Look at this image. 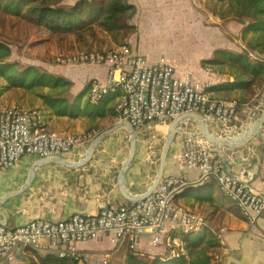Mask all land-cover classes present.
<instances>
[{
	"label": "crops",
	"instance_id": "obj_1",
	"mask_svg": "<svg viewBox=\"0 0 264 264\" xmlns=\"http://www.w3.org/2000/svg\"><path fill=\"white\" fill-rule=\"evenodd\" d=\"M203 10L214 16L216 23L207 27L201 20L199 27H195L202 46L194 59L187 56V48L173 49L180 39L165 31V37H172L174 41L172 46L147 45L141 36L140 24L136 50L152 58L165 56L171 61L183 60L189 70L201 79H206L208 75L205 71L211 69L213 73L210 75L211 85L208 91L218 99L237 103L238 119L231 125L218 122L211 125L206 116L194 114L204 117L203 121L214 127L217 136L234 139L246 131L245 123L253 122L264 109V22L239 23L242 29L237 43V35L230 24L236 22L235 19L220 18L210 12L204 3ZM188 28L185 23L184 29ZM209 30L211 37H205ZM20 60L22 61L21 57ZM80 68L88 70L87 79L72 76L74 73L71 71V74H65L74 82L75 89L83 81L106 78L107 68L104 66L77 65L76 73L84 75ZM187 113L174 119L180 120V123L175 128V137L166 155L161 180L171 175L180 177L185 188L181 191L183 196L175 203L200 211L206 217L211 226L209 230L219 241L209 251L212 255L210 264H264V211L257 220L250 222L243 215L237 201L221 189L213 176L200 180L198 169H188L183 165V137L188 135L190 129H197L199 126L195 117H186ZM44 122L46 130H59L65 134L85 133L82 118L53 116L51 120ZM103 123L101 131H94L93 138L85 141L84 145L62 153L59 159L61 163L53 160V157L25 154L10 167L0 166V222L15 226L32 217L64 219L78 212L93 214L109 203H131L153 191L156 186L151 189V182L160 160L157 151L159 152L161 142L164 143L170 123L162 127V124L155 125L154 121L142 129H134L133 133L127 128V122H122L117 116ZM157 126H161L159 132ZM110 128L102 137V133ZM152 133L156 136L154 146L148 143ZM98 136L92 156L83 159ZM249 142L240 147L243 153L237 152L238 147L234 149L223 145L219 151H213L214 145L209 146L212 158L221 161L234 176L246 175L245 168L240 164L242 160L246 159L248 167H251L258 159L260 166L253 176V184L258 189H264V124L257 136ZM240 144L241 142L238 145ZM224 152L227 154H223ZM201 181L214 183L212 196L207 186L202 190L201 196L192 191L190 186L202 183ZM238 211L242 219L236 216ZM201 231H195L192 235L196 236ZM77 248L82 253V260L76 261L77 263L103 264L104 259L108 263L116 256L122 258L128 246L126 243L114 244L108 236L103 235L79 241ZM156 250L148 239L140 245L141 255ZM48 254L31 246H19L1 255L0 264H52L47 260ZM97 256H100L101 261L100 258L96 259Z\"/></svg>",
	"mask_w": 264,
	"mask_h": 264
},
{
	"label": "built area",
	"instance_id": "obj_2",
	"mask_svg": "<svg viewBox=\"0 0 264 264\" xmlns=\"http://www.w3.org/2000/svg\"><path fill=\"white\" fill-rule=\"evenodd\" d=\"M62 60L106 67L104 80L90 82L89 100L96 103L107 93L120 89L123 94L115 108L117 118L135 129L154 121L167 124L187 112L206 116L211 125H231L238 119L237 103L218 99L208 91L211 69H206L208 77L201 79L183 60L152 58L128 44ZM44 124L42 112L35 107H0V166L9 167L25 154L60 156L84 145L94 135L62 134L46 130ZM181 156L188 169L200 171V180L213 176L250 222L264 211V189L256 188L254 177L232 175L221 161L212 158L210 146L203 145L201 138L189 137ZM182 185L180 177L170 176L137 201L109 203L93 214L78 212L64 219L32 217L15 226L0 223V256L19 246H31L80 262L82 253L77 242L106 235L112 243H126L139 255L140 245L148 239L161 258H187L183 235L209 226L205 216L175 203V193ZM103 264H107L106 259Z\"/></svg>",
	"mask_w": 264,
	"mask_h": 264
},
{
	"label": "trees",
	"instance_id": "obj_3",
	"mask_svg": "<svg viewBox=\"0 0 264 264\" xmlns=\"http://www.w3.org/2000/svg\"><path fill=\"white\" fill-rule=\"evenodd\" d=\"M87 1H84L83 5L77 1L67 6L58 5L57 0H0V13L8 19L10 29L18 20H25L35 27L40 35V31L48 34L31 41L29 46L47 44L58 34L60 35L58 45L60 50L68 52V57H74L79 52L72 51L76 49L73 44L64 45L61 42L63 34L68 38L69 33L80 30L85 32L82 34L84 39L85 36L97 31L91 29L94 25L111 28L114 21L103 15L104 13L118 9V12L122 14L123 10H129L131 16L136 6L126 0ZM203 3L210 12L217 14L222 19H235L239 23L264 22V0H203ZM69 6H75L77 13L67 11L65 8ZM70 17H75L76 22H72ZM126 19L129 20L130 17ZM12 53V43L4 40V35L0 32V97L12 92L13 99L29 108L35 107L42 113L48 114L49 117L74 118L81 116L85 133L93 134L94 131H101L105 120H112L117 116L115 108L123 94L120 89L107 93L96 103H91L85 97L91 80L85 84L83 89L75 90L74 82L65 74L48 71L36 63H29L21 58L22 62L20 60L22 54L18 50H16L17 57L10 58ZM57 62L61 64L60 61ZM9 104L21 105L20 103ZM201 182L191 185L192 191L201 196L202 190L207 186L212 196L214 183L212 181ZM183 188L185 185H182L179 192L175 193L174 201H178L183 196L181 193ZM201 230L196 236L183 235L186 242L187 258H161L156 253H153L152 256L137 255L134 253L135 251L127 248L125 264H210L212 255L209 251L216 247L219 241L209 229L202 228ZM47 260L52 264H79L68 257L53 254H48Z\"/></svg>",
	"mask_w": 264,
	"mask_h": 264
},
{
	"label": "rangeland",
	"instance_id": "obj_4",
	"mask_svg": "<svg viewBox=\"0 0 264 264\" xmlns=\"http://www.w3.org/2000/svg\"><path fill=\"white\" fill-rule=\"evenodd\" d=\"M77 1L78 3H80V5H83L84 1L87 0H57V4L58 5L64 4L68 6L69 4ZM87 2H89V0ZM126 2L128 3L131 2L137 6L136 7L134 5L135 11L131 16L129 15V10H123L121 14L120 12H118V9H113L112 11L103 14L106 15L109 19H112L114 21L111 28H104L98 25H94V27H92L91 29L97 31H95L93 34L85 36L84 39L82 34H84L85 32L76 30L72 33H69L68 38H66L65 35L63 34V39L61 40V42H63L64 45H67L68 43L73 44L76 47V49L72 51H78L79 54L87 51H91V52H100V50L105 51L112 47L121 45L119 43L128 44L134 50H136V42L139 35L138 33H139V24H140L142 31L141 36L147 45L172 46L174 44V41L172 37H165L164 35V31H165L166 34L171 33L175 37H179L180 39L179 43L176 46L172 47L173 49L187 48L188 49L187 56L190 57L191 59H194L196 57L197 52H199V49L202 46L200 38L197 37L196 35L197 31L195 27L196 26L199 27V23L201 20H203L204 24L207 27L216 23L215 22L216 18L214 16L207 14L203 10V3L201 0H126ZM108 4L111 5V3ZM115 6L117 7V5ZM65 9H67V11H73V13H77V9L75 8V6H69L66 7ZM127 17H130V19L127 20L126 19ZM69 19L72 22H76L75 17H70ZM185 23H187L189 26L188 30L184 29ZM8 24L9 21L6 18V16L0 13V32L3 33L4 40L12 43L13 53L10 56V58H16L17 57L16 50H18L22 54L21 58L29 63H36L42 68H45L46 70L57 74L58 72H61L63 74H67V73L71 74L72 72L74 73L71 74L72 76L75 75L81 79H87L89 72L87 69L80 68L81 70H83L84 75L76 73L77 65H86L92 67L98 66L96 64H86V63L71 64V61H67V60L63 61L62 59L67 58L69 53L61 51L60 48L58 47L60 42L59 40L60 35L58 34L54 38H52L51 42L47 44L44 45L35 44L29 46V43H31V41H34L35 39H40L42 35H48V34L43 31H40L41 32L40 35L37 32L36 28L31 26L25 20H18L17 22H15L12 29L8 27ZM230 24L232 26L234 34L237 35L236 42L238 43L237 38L240 36L242 25L239 24V22L237 21ZM191 26H193V29L191 28ZM205 37H211L210 30L209 32H207V35ZM186 43L188 44L187 47L185 46ZM235 46L238 47L237 45ZM57 61H60L61 64H59ZM199 66L202 67V65ZM69 69H72L73 71ZM86 83H87L86 81H83V83H81L77 87V89L75 88L74 89L75 90L81 88L83 89ZM89 93H90V85L85 95V97H87L88 100H89ZM13 98L14 95L12 94V92H8L4 94L2 97H0V100L2 101L0 102V105H5L9 103H20L21 105H23V103L18 102ZM42 114L44 121L51 120V117H49L48 114L46 113H42ZM78 118L81 119V116H77L69 119H78ZM160 124L163 125L162 127L166 126L163 123ZM157 127L159 132V130H161V126H157ZM49 128L53 129L51 127ZM56 131L65 134L62 131L59 130ZM74 133H81V132H74ZM189 137L201 138L203 145L209 146L210 144H212L200 132L198 126L197 129H190L188 135H185V137H183L182 150L184 147L185 139ZM155 140H156V136L153 135L152 133V136L151 138H149L148 143L154 146L156 143ZM162 144H164L163 141L159 146V152L157 151L158 159L160 158V154L163 148ZM184 166L187 168L186 165ZM199 212L200 211H198V213ZM236 216H238L239 219H242V216L239 211L238 214H236ZM153 253H146V254L152 256ZM142 257L144 259H147L144 256ZM99 258L100 256H97L96 259ZM123 261L125 263V254L122 256V258L117 256L112 258L111 261H108V263L124 264ZM99 263L100 262H98V264Z\"/></svg>",
	"mask_w": 264,
	"mask_h": 264
},
{
	"label": "water",
	"instance_id": "obj_5",
	"mask_svg": "<svg viewBox=\"0 0 264 264\" xmlns=\"http://www.w3.org/2000/svg\"><path fill=\"white\" fill-rule=\"evenodd\" d=\"M187 116L195 117L197 119V122L199 124V130H200V132L204 135V137L210 143H212L214 145V147L212 148L213 151H219L220 146H223L224 145L226 147H233L234 149H236L238 147L237 150H239V151H237V152L238 153H243V149L240 151V147L243 146V145H245L246 143H248L252 139H254L257 136L260 128L264 124V109H263L260 112V115L252 122L251 129L253 130V133L250 135V137H247V133H246V131H244V132L241 133V135H238V137H236L234 139H228V138H225V137H219V136H217V134L213 131L214 130V127L209 126L206 122L203 121L205 119L204 117H201V116H199L197 114H194V113H187L186 114V117ZM179 123H180V120H174L172 123L169 124L168 131L165 133V141H164L163 148H162V151H161V154H160L159 167L156 170L155 178L151 182V189H153V187L157 186L158 183L162 179V173L164 171V165H165L166 155H167L168 150H169V147H170V145L173 142V139L175 137V132H176L175 131V128L177 127V125H179ZM126 126H127L128 129H130V131L132 133L135 131L134 130L135 128L132 127L130 124L127 123ZM110 130H111V128L105 130L102 133V137L105 135V133L107 131H110ZM99 136L96 137L93 140L94 142L91 143L90 147L87 149L85 155L83 156V159H88L89 157L92 156V154H93V147L96 144V142L99 140L98 139ZM240 142H241V144L238 145ZM236 143H238V144H236ZM132 145H133V148H134V146H135V140L132 141ZM223 154L226 155L227 152H224ZM53 158H54L53 160H56V161H59L60 162L59 159H61V155L60 156H54ZM255 162L256 163L253 166H251V167H248V165H247L248 161L246 159L242 160V162H240V164L245 168L246 174H250V175L254 176V174H256V172H257L258 167L260 166V161L258 159H256ZM207 224L209 226V229H211V226L208 223V221H207Z\"/></svg>",
	"mask_w": 264,
	"mask_h": 264
},
{
	"label": "bare ground",
	"instance_id": "obj_6",
	"mask_svg": "<svg viewBox=\"0 0 264 264\" xmlns=\"http://www.w3.org/2000/svg\"><path fill=\"white\" fill-rule=\"evenodd\" d=\"M251 125H252V122L246 124L245 130L247 133V137H250V135L253 133V130L251 129Z\"/></svg>",
	"mask_w": 264,
	"mask_h": 264
},
{
	"label": "flooded vegetation",
	"instance_id": "obj_7",
	"mask_svg": "<svg viewBox=\"0 0 264 264\" xmlns=\"http://www.w3.org/2000/svg\"><path fill=\"white\" fill-rule=\"evenodd\" d=\"M5 105H7V104H5ZM5 105H3V106H5ZM151 123H152V122H151ZM157 124H159V123H157V122H156V124H155V125H157ZM168 124H169V123H167V124H164V125H166V126H167ZM168 126H169V125H168ZM187 139H188V138H186V139H185V141H184V144H185V142H186V140H187ZM173 140H174V139H173ZM15 163H16V162H15ZM15 163H14V164H15ZM14 164H13V165H14ZM11 166H12V165H11ZM9 167H10V166H9Z\"/></svg>",
	"mask_w": 264,
	"mask_h": 264
},
{
	"label": "clouds",
	"instance_id": "obj_8",
	"mask_svg": "<svg viewBox=\"0 0 264 264\" xmlns=\"http://www.w3.org/2000/svg\"><path fill=\"white\" fill-rule=\"evenodd\" d=\"M149 57H150V56H149ZM166 58H167V57H166ZM91 81H92V80H91ZM91 81H90V82H91ZM174 119H176V118H174ZM174 119L170 120L168 123H170V122L173 121ZM226 164H227V163H226ZM190 234H192V233H190Z\"/></svg>",
	"mask_w": 264,
	"mask_h": 264
}]
</instances>
